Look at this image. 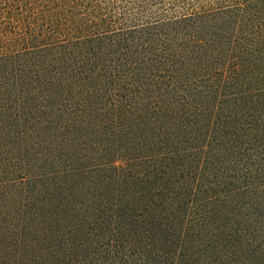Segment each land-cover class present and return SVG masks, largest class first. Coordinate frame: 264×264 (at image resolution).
Listing matches in <instances>:
<instances>
[{"label": "trees", "instance_id": "16d2710c", "mask_svg": "<svg viewBox=\"0 0 264 264\" xmlns=\"http://www.w3.org/2000/svg\"><path fill=\"white\" fill-rule=\"evenodd\" d=\"M0 264H264V0H0Z\"/></svg>", "mask_w": 264, "mask_h": 264}]
</instances>
